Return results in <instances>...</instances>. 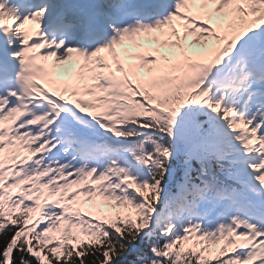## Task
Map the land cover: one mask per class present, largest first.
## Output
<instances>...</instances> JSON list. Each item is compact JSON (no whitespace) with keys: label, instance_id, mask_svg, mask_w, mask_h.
<instances>
[{"label":"rangeland","instance_id":"1","mask_svg":"<svg viewBox=\"0 0 264 264\" xmlns=\"http://www.w3.org/2000/svg\"><path fill=\"white\" fill-rule=\"evenodd\" d=\"M245 1L242 0V3L245 4ZM259 1L249 0L251 11L244 10L245 6H241L238 0L224 2L218 10H213L214 0H203L202 2L192 0L191 3L186 1L184 6L189 12L198 13L203 20L215 24V35L212 36L213 32L207 30L202 23L194 30H190V23L181 14V21H175V19L167 23L159 21L150 28L138 25L126 30L115 43L120 51H117V48L114 50L113 45L110 57L104 46H99L93 56L90 55L88 58L90 61L81 54L82 60L79 63L76 62L80 59V54L64 56L52 51L39 58L45 64L44 67L38 68L39 63L36 61H27L29 68L26 71L23 70L18 77L21 78V74L24 73L38 74L46 78L45 82L52 86L57 81L59 86H64L67 92H71L74 102L82 104L86 109L83 114H89V111H92L95 120L102 121V124L106 125L114 119L112 110L115 106L106 107L101 100L102 96H99V93L106 94L107 84H103L105 78H109V82L113 83L114 79H120L125 75L127 70L133 74L135 71L148 68L147 74H150L153 69L150 62L157 52L160 54L167 52L168 55L174 52V50L168 51L172 46L181 47L185 52L187 49L192 50L196 57V64L206 66L205 64L213 63L216 73L222 78L217 85H214L215 80L212 81L211 90L215 95V101L225 102L232 112H239L243 115L251 131L258 136L254 150L257 152L256 168L260 177L256 183L262 186L260 196L263 200L264 23L260 17L264 15V12L258 6ZM189 3L191 8L186 5ZM31 13L23 14L17 11L16 7L9 6L0 0V15H5L2 19L16 23L20 36L26 33L23 29L25 23L32 25L40 21H33L26 17ZM182 20L183 24H181ZM158 28L159 31H157ZM225 29L235 30L233 40L224 36ZM162 30L163 32H160ZM211 41L216 43L213 51L206 48ZM19 46L23 47L24 44ZM24 49L21 50L24 51ZM255 51L259 54L257 58L253 57ZM52 61L55 65L53 68H51ZM92 62L93 66L90 67ZM174 62L180 65L179 59ZM78 66H81L80 70H77ZM111 66H114L115 72L110 75L108 72ZM61 67L69 72L66 75L68 78L66 82L65 77L60 74L63 71L59 70ZM153 78L155 79L156 76ZM158 82L161 84V80ZM22 83L20 82L15 90H11L10 95L4 96V98L10 96L17 98L14 107L6 116L20 115L22 108L25 107L24 97L32 94L31 88L28 85L23 86ZM74 88H76V94L72 93ZM39 90L42 92L40 87ZM236 91H238V96L235 95ZM2 92L0 90V95ZM89 92L95 94L96 98L90 96ZM44 95V93L35 94L37 97H42V101L33 109L35 115L31 123L34 125L31 128H36V132L32 133L28 126L23 125L17 133L18 142L16 144H12L1 133L0 177L3 180V187L1 184L0 187L5 192L17 196L19 205L26 206L35 203L34 195L42 184L40 194L43 196L39 198L42 202H45L43 198L50 201V208L43 210L47 221L42 223V227L57 231H61L68 222L76 220L77 205L82 213H89L90 209H93L100 215L108 206L138 202L141 199L142 190L135 184L137 183L136 175L130 168L126 157L108 158L105 156L106 152L111 151L101 145L95 136L91 137L86 132L84 133L86 130L84 127H88L89 124L73 115L68 116ZM77 97H81L82 100L76 99ZM92 100H97L96 108L88 104ZM200 101H205L202 95ZM194 144L192 141V145ZM29 152L39 153L38 158L28 162L26 156ZM93 152H96V160L92 158ZM60 153L62 157L59 156ZM69 159L72 160L71 163H68ZM76 162H80L79 167L75 166ZM20 176H22L20 183L9 181L10 179L16 180ZM37 176L41 178L38 181L34 180ZM57 178L58 181H56ZM250 198L251 196L247 195L238 200L220 202L213 215H208L203 221L199 219L191 221L188 225L189 230L199 236L202 242H215L219 236L228 234L225 227H229L234 230L232 235L236 240L239 241L244 237L241 245L247 244V239L250 238L256 242L255 249L259 259L250 264H264V226H262L264 211L257 212L256 208L251 209L252 206L248 203ZM90 200H94L95 205ZM237 201L240 202L239 205ZM254 203L259 204L258 201ZM241 208L246 209L243 211L244 217L251 216L252 222L248 223L244 217L239 216H235V221L233 220V215L236 211H242ZM224 210L229 212L231 216L229 220H225ZM247 212H251L252 215ZM40 216L41 214L38 215L36 221ZM246 226H251L252 230H259L263 234L254 236V231ZM238 233L242 234L241 238L238 237Z\"/></svg>","mask_w":264,"mask_h":264},{"label":"trees","instance_id":"2","mask_svg":"<svg viewBox=\"0 0 264 264\" xmlns=\"http://www.w3.org/2000/svg\"><path fill=\"white\" fill-rule=\"evenodd\" d=\"M221 115L222 123L236 133L229 115ZM161 141L162 152L146 157L148 165L142 167L141 200L110 209L88 230L69 225L45 239L28 225V209H10L5 205L13 207L11 201L0 197V264H235L226 252L195 243L174 226L182 225L181 211H192L206 190L199 194L197 189L208 186V179L228 188L235 185L227 184L232 183L227 180L229 164L213 157L208 169L204 162L174 154L169 140Z\"/></svg>","mask_w":264,"mask_h":264},{"label":"bare ground","instance_id":"3","mask_svg":"<svg viewBox=\"0 0 264 264\" xmlns=\"http://www.w3.org/2000/svg\"><path fill=\"white\" fill-rule=\"evenodd\" d=\"M132 2L134 0H131ZM77 42H79L78 38H76ZM211 191V192H210ZM206 196H208L210 198V200L213 202L214 201V198L218 197L220 195V192L218 191H215V186L214 185H211L209 188H206L205 190V193H204Z\"/></svg>","mask_w":264,"mask_h":264}]
</instances>
